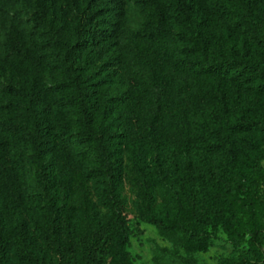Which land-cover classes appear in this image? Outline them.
<instances>
[{
	"label": "trees",
	"instance_id": "1",
	"mask_svg": "<svg viewBox=\"0 0 264 264\" xmlns=\"http://www.w3.org/2000/svg\"><path fill=\"white\" fill-rule=\"evenodd\" d=\"M147 4L157 17L147 33L124 28L125 0H37L28 33L0 7V29L9 27L3 65L22 82L14 91L20 104L10 105V118L0 121V201L22 199L23 177L12 165L13 151L18 146L41 150L42 137L49 142L50 130L39 136L31 126L35 112L52 113L55 105L76 112L79 144L94 159L92 178L106 190V215L97 209L88 214L85 233H68V239L57 243L47 235V245L55 242V260L37 248V239L26 223H20L10 233L0 230V264H133L127 251V222L119 209L110 213V182L122 172L126 140L154 139L181 152L220 153L225 162L221 176L233 194L253 189L264 175V0H148ZM109 6L115 21L107 27ZM49 19L56 23V31L50 29ZM236 40L243 41V47L230 50L229 44ZM180 42L188 46L181 49ZM89 58L108 59L101 76L124 83L127 91L107 98L103 81L89 80L82 71ZM211 61H216L214 69ZM46 74L55 78L56 87L43 85ZM239 94L250 95L249 108L242 114L223 115L221 100L226 103ZM197 113L206 114L215 130L193 129L186 114ZM135 159L139 175L146 178L143 146H137ZM199 186L186 199L198 226L215 225L213 211L237 220L229 199L214 188ZM208 202L219 209L208 213L204 207ZM142 218L162 232L171 230L162 220L143 214ZM257 236L264 239L263 232ZM173 255L179 264H199L178 252ZM243 264H264V257Z\"/></svg>",
	"mask_w": 264,
	"mask_h": 264
},
{
	"label": "rangeland",
	"instance_id": "2",
	"mask_svg": "<svg viewBox=\"0 0 264 264\" xmlns=\"http://www.w3.org/2000/svg\"><path fill=\"white\" fill-rule=\"evenodd\" d=\"M148 0H125V21L123 26L133 33H147L156 26L157 17ZM37 0H0V7L11 18L22 23L28 33L33 27V14ZM106 18L107 27L115 21V14ZM49 27L56 31L57 25L49 19ZM9 27L0 29V121L10 118L9 107L20 104L14 94L20 89L21 80L5 69L3 63L8 53ZM194 39L193 35H188ZM243 41L229 44L230 50L242 48ZM181 43L179 47H187ZM109 60L91 59L81 65L89 80L101 79L107 98L120 97L127 86L109 75L101 76L102 67ZM211 69L216 61L209 63ZM43 85L54 88L58 82L54 77L43 76ZM223 115L242 114L249 108L251 97L239 94L224 103L221 100ZM225 104V105H224ZM36 119L31 130L39 136L50 130L48 142L42 137V149L16 147L13 151L12 165L23 177L22 199L5 204L0 201V230L11 232L20 223H26L36 238L37 248L50 259H56L55 242L68 239V233H85L86 216L95 209L105 217V189L93 179L94 159L88 149L79 144L76 129V112L55 105L52 113L43 110L35 112ZM187 122L193 129L206 133L215 130L206 114H186ZM205 127V128H203ZM148 143V144H146ZM146 144V145H145ZM143 146L147 160L145 164L147 186L137 170L135 159L137 146ZM211 143L207 142V147ZM123 168L115 182H110V213L119 209L130 230L128 253L133 264H179L172 256L178 252L184 258L199 264H243L249 260L264 257V239L257 236L264 233V175L257 178V185L249 191L239 190L231 193L222 179L225 164L220 153L207 149L181 152L165 147L154 139L148 142L126 140L123 143ZM264 167V160L262 162ZM201 184L206 188L218 190L229 199L237 211V220L225 217L221 212L211 215L216 223L210 227L198 226L186 206L187 194ZM206 211L219 209L212 202L205 204ZM142 214L162 220L171 230L162 232L147 223ZM50 229V233L47 229ZM51 235L55 242L48 241ZM38 244V245H37ZM51 256V257H50ZM174 259V260H173Z\"/></svg>",
	"mask_w": 264,
	"mask_h": 264
}]
</instances>
